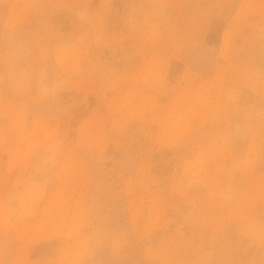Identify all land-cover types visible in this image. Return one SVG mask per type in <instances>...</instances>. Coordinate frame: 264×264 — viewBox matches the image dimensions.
<instances>
[{
	"label": "clouds",
	"instance_id": "9594fccd",
	"mask_svg": "<svg viewBox=\"0 0 264 264\" xmlns=\"http://www.w3.org/2000/svg\"><path fill=\"white\" fill-rule=\"evenodd\" d=\"M0 264H264V0H0Z\"/></svg>",
	"mask_w": 264,
	"mask_h": 264
}]
</instances>
